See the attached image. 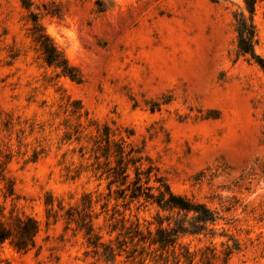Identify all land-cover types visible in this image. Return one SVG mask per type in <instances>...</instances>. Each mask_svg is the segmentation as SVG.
<instances>
[{"label": "rangeland", "instance_id": "374dc122", "mask_svg": "<svg viewBox=\"0 0 264 264\" xmlns=\"http://www.w3.org/2000/svg\"><path fill=\"white\" fill-rule=\"evenodd\" d=\"M241 11L242 0H0V158L12 157L4 174L15 189L5 201L0 182V204L40 227L28 253L0 248V264H108L73 225L47 220L50 197L57 210L90 195L102 241L122 224L154 232L157 213L170 215L116 200L93 175L105 126L174 193L217 215L165 250L121 236L119 264H264V74L237 51ZM253 25L264 59V0ZM41 42L70 76L45 62Z\"/></svg>", "mask_w": 264, "mask_h": 264}, {"label": "trees", "instance_id": "16d2710c", "mask_svg": "<svg viewBox=\"0 0 264 264\" xmlns=\"http://www.w3.org/2000/svg\"><path fill=\"white\" fill-rule=\"evenodd\" d=\"M209 1L217 3L219 0ZM242 1L244 11L234 14L237 51L240 55L247 56L264 74V59L254 51L253 16L258 0ZM41 46L45 62L61 69L64 75L70 76L66 72L67 63L61 60L56 50L42 42ZM112 137L110 129L105 126L94 141L90 150V159H92L90 167L93 175L98 180L107 182L106 187L110 193L111 189L115 188L116 200L149 204L155 206L158 212H166L170 215L163 218L157 213L155 219L157 226L154 232L147 230L145 235L138 224L132 223L128 227L122 224L114 240L102 241V236L93 227L91 197L83 195L81 205L65 209L58 202L57 210H54L50 197L49 202H45L47 220L53 219V222H56L61 218L66 229L73 225L74 231L82 233L88 247H91L93 252L108 264H119L117 257L126 252L127 243L119 240L121 236L127 238L131 244L135 241L133 247L140 246L142 250L145 244L148 247H157V250H165L168 247L173 248L180 236L201 234L207 230L208 225L216 222V213L205 204L195 203L174 193L166 181L159 177L157 169L151 160L143 155L142 149L126 143L123 139H111ZM11 159L9 154L0 158V182L3 183L2 196L5 201L9 198L13 199L15 195L13 182L4 174ZM172 214L177 216L182 214V218L176 220L173 225H171ZM164 221L167 222V227H163ZM116 229V226L112 227L107 235L110 237ZM39 231L40 227L36 219L29 215L17 214L13 209L6 212L5 206L0 204V248L8 244L16 253L26 254L35 247ZM135 253V249L131 250L126 259L133 258Z\"/></svg>", "mask_w": 264, "mask_h": 264}]
</instances>
